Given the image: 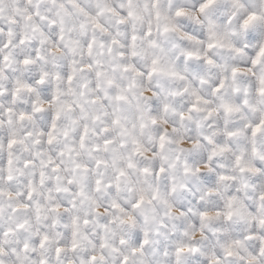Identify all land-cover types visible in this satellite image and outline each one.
I'll use <instances>...</instances> for the list:
<instances>
[{
	"label": "snow or ice",
	"instance_id": "6c2138e0",
	"mask_svg": "<svg viewBox=\"0 0 264 264\" xmlns=\"http://www.w3.org/2000/svg\"><path fill=\"white\" fill-rule=\"evenodd\" d=\"M0 264H264V0H0Z\"/></svg>",
	"mask_w": 264,
	"mask_h": 264
}]
</instances>
